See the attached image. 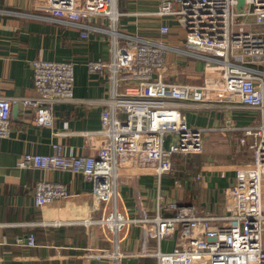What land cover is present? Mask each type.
Masks as SVG:
<instances>
[{"label": "built area", "instance_id": "2783aa9c", "mask_svg": "<svg viewBox=\"0 0 264 264\" xmlns=\"http://www.w3.org/2000/svg\"><path fill=\"white\" fill-rule=\"evenodd\" d=\"M117 1L40 3L38 8L69 23L108 21L110 27L104 32L110 36L113 59L92 60L87 69L98 75L107 71L113 93L102 101V129L94 133L101 144L94 156H69L62 144H54L51 154L22 155L18 168L63 171L74 177L80 175L92 184V197L104 207L103 216L84 223L106 228L113 247L112 251L86 250L89 259L123 264L127 256L122 252L120 236L131 226H138L144 248L150 239L159 244L148 254L158 264H264V30L256 31L264 28V0H244L241 9L238 0H159L155 12L143 14L158 21V40L121 34L119 22L125 14L119 12ZM165 21L184 29V49L167 43L171 26ZM170 52L204 61V84H171L162 74L155 81L153 72L167 68ZM32 70L35 96H0L1 139H9L12 134L14 104L32 108L37 127L53 128L55 106L80 102L74 93L73 63L41 59L32 63ZM126 82L124 92H120L119 87ZM213 98L253 109L261 121L257 128H246L239 138L237 153L248 148L252 159L235 167L236 176L225 191L222 212L204 211L159 195L156 210L140 205L134 217L123 215L119 210L122 185L147 176L155 178L160 186L164 176L176 172L175 155L204 152L203 130L192 129L181 109ZM169 137L172 140L167 145ZM34 196L36 207L45 208L69 199L71 193L64 182L44 180L36 184ZM165 240L175 243L172 251H161L160 244ZM26 245L36 246L33 234Z\"/></svg>", "mask_w": 264, "mask_h": 264}, {"label": "crops", "instance_id": "0c3cea01", "mask_svg": "<svg viewBox=\"0 0 264 264\" xmlns=\"http://www.w3.org/2000/svg\"><path fill=\"white\" fill-rule=\"evenodd\" d=\"M42 2L0 0V96H35L32 63L43 59L74 64V93L80 102L55 106L53 128L34 125L32 108L21 104L12 107V134L9 139L0 138V264H108L106 260L97 262L86 257V250L112 251L113 247L106 228L84 223L103 216L104 207L92 197V184L80 175L74 177L63 171L18 168L22 155L51 154L54 144H62L69 156H94L101 144L94 133L102 129V101L110 99L113 93L107 71L98 75L87 69L92 60L113 59L110 36L104 32L110 27L108 21L69 23L38 8ZM158 2L118 0L119 12L125 14L119 22V32L158 40V21L143 15L155 12ZM165 23L171 26L167 43L172 48L184 49V29L177 23ZM85 26L92 28L87 30ZM167 56V68L153 72L155 81L162 74L165 82L171 84H204V61L177 52ZM127 83L119 87L120 92H124ZM133 85L136 84H129ZM181 111L192 129L203 130L204 152L175 155L176 172L174 176H164L160 186L155 178L147 176L122 185L119 210L123 215L134 217L140 205L156 210L159 195L204 211L222 212L225 191L236 176L235 167L252 159L248 148L237 153L236 146L246 128L259 127L257 111L234 107L224 98H213L193 108L183 107ZM171 140L167 138V145ZM44 180L68 184L71 197L45 208L36 207L34 188ZM31 234L35 236V247L26 245ZM120 238L122 252L127 256L123 264H158L148 254L155 252L159 244L150 239L144 248L140 227L131 226ZM174 244L173 240H165L160 249L170 252Z\"/></svg>", "mask_w": 264, "mask_h": 264}, {"label": "water", "instance_id": "95a60500", "mask_svg": "<svg viewBox=\"0 0 264 264\" xmlns=\"http://www.w3.org/2000/svg\"><path fill=\"white\" fill-rule=\"evenodd\" d=\"M238 3H239V5H238V9H241V8H243V6H244V0H238Z\"/></svg>", "mask_w": 264, "mask_h": 264}, {"label": "rangeland", "instance_id": "374dc122", "mask_svg": "<svg viewBox=\"0 0 264 264\" xmlns=\"http://www.w3.org/2000/svg\"><path fill=\"white\" fill-rule=\"evenodd\" d=\"M238 24H239V23L236 21V25H237V26H238ZM234 29H236V27H235Z\"/></svg>", "mask_w": 264, "mask_h": 264}]
</instances>
